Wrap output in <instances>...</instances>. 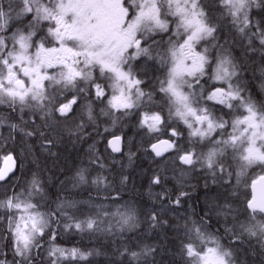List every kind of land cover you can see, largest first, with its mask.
I'll use <instances>...</instances> for the list:
<instances>
[{"label": "snow or ice", "instance_id": "obj_1", "mask_svg": "<svg viewBox=\"0 0 264 264\" xmlns=\"http://www.w3.org/2000/svg\"><path fill=\"white\" fill-rule=\"evenodd\" d=\"M0 264H264V0H0Z\"/></svg>", "mask_w": 264, "mask_h": 264}, {"label": "trees", "instance_id": "obj_2", "mask_svg": "<svg viewBox=\"0 0 264 264\" xmlns=\"http://www.w3.org/2000/svg\"><path fill=\"white\" fill-rule=\"evenodd\" d=\"M256 175H257V173H253V174H252V177H253V178H255V177H256Z\"/></svg>", "mask_w": 264, "mask_h": 264}]
</instances>
